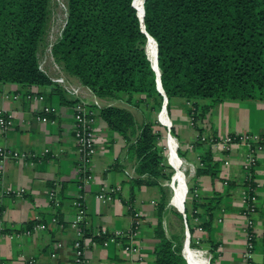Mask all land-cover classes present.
Masks as SVG:
<instances>
[{"label": "crops", "instance_id": "1", "mask_svg": "<svg viewBox=\"0 0 264 264\" xmlns=\"http://www.w3.org/2000/svg\"><path fill=\"white\" fill-rule=\"evenodd\" d=\"M71 80L81 85L89 104L97 98L101 106L125 108L138 125L147 120L154 122L161 137L165 134L166 148L169 140L165 131L170 133L171 128L177 140L176 154L179 150L181 157L194 164L195 169L203 168L200 159L206 146L195 141L196 129L190 123L184 98L174 97L165 107L168 126L162 124L157 110L132 105L124 95L100 98L76 78ZM65 97L66 101L73 100L68 95ZM66 101L51 85L21 88L13 83L0 84V109L10 113L14 120L12 128L4 134L0 132V147L24 153L4 160L0 167L2 264H26L29 259H33V264H76L74 241L78 229L82 232L80 226L84 231L83 264H158L155 250L159 238L155 229L160 220L161 202H165L161 210L162 229L167 238L178 239L183 259L180 264H246L243 252L247 218L240 186L246 145L233 143L224 150L219 143L211 142L207 150L209 171L194 175L187 183L183 177L185 184L176 188L175 195L173 177L166 183L169 175L168 179L159 178L153 184H134L137 175L134 176V164H129L131 158L124 138L108 129L98 113L94 118L97 153L90 162V177L85 178L73 138L72 104ZM198 103L206 105L209 101L200 99ZM44 107L49 110L43 111ZM199 122L202 132L215 135L217 141L241 133L259 138L261 149L256 152L253 172L258 210L252 216L251 261L264 264V101L224 100L211 107ZM132 169L133 174L128 178L125 172ZM182 171L178 172V178ZM167 188L172 191L171 196ZM51 190L58 205L49 199ZM100 192L109 198H98ZM216 198V208L206 229L202 226L206 220L205 205L208 199ZM75 199L85 209L79 221H76L78 210L73 205ZM137 220L141 224L133 230ZM36 224L42 227L34 228ZM182 227L184 238L180 239ZM209 246L214 249L209 263L203 252L191 249L208 251Z\"/></svg>", "mask_w": 264, "mask_h": 264}, {"label": "trees", "instance_id": "2", "mask_svg": "<svg viewBox=\"0 0 264 264\" xmlns=\"http://www.w3.org/2000/svg\"><path fill=\"white\" fill-rule=\"evenodd\" d=\"M136 3L135 0H67L63 30L51 47V55L63 72L100 98L124 95L132 105L158 110L163 95L158 91L156 73L146 54L148 34L156 43L166 108L172 98H184L196 134L203 130L200 119L217 103L264 101V0H137ZM142 3L145 32L137 13ZM49 5L50 0H0V84L13 83L21 88L51 85L66 101L64 90L38 67V50L47 30ZM148 51L154 54L153 42H149ZM200 99L209 103L199 105ZM99 116L108 129L124 138L129 157L135 159V185L169 178L157 144L161 133L154 122L147 120L138 125L128 110L113 105L102 106ZM160 120L167 124L166 120ZM170 134L174 135L171 128ZM210 137L211 142L217 141L215 135ZM195 141L211 144L208 139L195 137ZM208 145L200 159L203 168L196 169V176L208 172L211 166ZM256 145L261 146L260 141L251 147ZM177 153L182 156L179 150ZM254 167L255 164L247 171L242 168L244 178L240 186L246 201L256 196ZM142 175L146 178L142 179ZM208 200L202 225L206 229L218 198ZM164 204L161 202L159 206L160 220L155 229L159 238L155 250L157 263L180 264L183 259L178 239L167 238L162 229ZM244 212L247 213L245 206ZM80 230L81 240L84 235L81 226ZM213 250L209 246L211 254ZM213 257L214 254L209 262ZM248 263L252 264L251 259Z\"/></svg>", "mask_w": 264, "mask_h": 264}, {"label": "built area", "instance_id": "3", "mask_svg": "<svg viewBox=\"0 0 264 264\" xmlns=\"http://www.w3.org/2000/svg\"><path fill=\"white\" fill-rule=\"evenodd\" d=\"M58 38H56L54 42L50 43L49 58L42 57L38 61V67L50 79L51 82L61 87L66 93V95L76 100L72 104L73 138H74L75 145H76V152L79 158L80 169L83 175L85 176V178H89L90 177L89 175L90 162L92 158L94 157V155L97 153L95 129H94V118L99 113V110L102 106L100 105L99 100L97 98H94L92 100V103L89 104L81 89L82 88L81 85L80 84L76 85L72 83L71 76H68L67 74H65L61 66L53 59L51 55V47ZM12 97L16 98V95H13ZM48 110L49 109L47 107L43 108V111H48ZM37 118L41 119L40 117H37ZM192 120L193 118L192 116H190V123H192ZM13 121L14 120L10 113H7L4 110L0 109V132L1 133L4 134L6 133L7 130L12 128V126L14 125ZM196 138H199L200 140L204 141V140L209 139L210 136H207L206 134L201 132L200 135L196 134ZM258 141H259V138L256 135L249 134V133H241V134L226 135L225 137L221 138L219 141H216V142L219 143L222 149L224 150L228 149V146L233 143L246 145L248 151L246 155L244 156V159L242 162L243 163L242 168L247 171L252 165L255 164L256 152L261 149L260 145H256V147L254 148L251 147L252 143L258 144ZM23 155L24 153L19 154V152L11 150L7 147H4V146L0 147V167L2 166L4 160L17 158ZM125 173H126V176L130 178L133 174V169L131 171H126ZM1 179H2V175L0 171V182H1ZM6 193H8V191ZM48 196L54 205H58V201L56 199L55 192L53 190H51L48 193ZM97 197L100 199L109 198L108 195H106V193L104 192H100L99 194H97ZM242 201L244 203L247 213L250 214V216L252 217L256 213V210H255L256 196L253 195L251 196L250 201H246L245 193L242 188ZM73 205L76 206L78 210L76 221H79L80 219H82L85 213V209L83 208L82 203L78 199H75L73 201ZM247 213L244 212V215L246 216L247 221H246V229H245L246 246L243 252V257L245 259V263L249 264L248 260L251 259V254L254 248V243H253L254 233H253V229H251L252 221L250 217L247 215ZM134 224H135V228H137L141 224V221L137 220ZM41 227L42 226L40 224L39 225L37 224L34 226V228H41ZM80 235H81V232L78 229V237L74 241V253H75L74 261L76 264H83L82 255L84 251V246L82 245V240H80L79 238ZM60 245L61 244H58V246ZM191 249H194V248H191ZM194 250H197V249H194ZM197 251H200V250H197ZM204 253L205 255L208 254V257L206 256L205 257L207 258L208 263H209V258L211 257V254H209L208 251L206 250L203 252V254ZM52 256H54V254H52ZM26 264H33V259H29Z\"/></svg>", "mask_w": 264, "mask_h": 264}, {"label": "rangeland", "instance_id": "4", "mask_svg": "<svg viewBox=\"0 0 264 264\" xmlns=\"http://www.w3.org/2000/svg\"><path fill=\"white\" fill-rule=\"evenodd\" d=\"M66 2H67V0H50L49 13H48V22H47V30H46L45 36H44V38L42 40V43H41V45L39 47V50H38V61L42 57L43 58L44 57L49 58V47H50V43L54 42L55 39L60 36V33L62 31V28H63L64 23H65V20H66V16H67ZM160 112H161V108H159L157 110V112H156L158 118H160V116H161L163 119L166 117V119L169 120L165 111H163L161 114H160ZM139 117L141 118L142 117V114H141V116L139 115ZM137 118H138V115H137L136 119ZM204 125H205L206 129L209 128L208 125H206V124H204ZM165 133L167 135V132L166 131H165ZM164 135L165 134L162 133L161 140H159L157 144H158V148L162 151L161 153L164 156L163 157L162 166L164 167L166 173L170 177V179L166 183H170L172 177L176 173V170H175L174 167H172V165H169L168 163H166L167 162V156L169 154L168 151H169V148L170 147L168 145L167 148H166L165 140L163 138ZM211 138L212 137H210L208 139V142L209 143H211ZM215 142H213V143H215ZM176 143H177V140H176ZM202 145L206 146V145H208V143H202ZM174 153H175V155L178 158H180L183 161V164L181 165V166H183V171H182L183 173L181 174V178L184 177V179L186 180V183H187L195 175V171H196L195 166H194V164H191V163L187 162L183 157H180L179 155H177L176 154V150L174 151ZM169 157L171 158V154H170ZM134 162H135V159L134 158H131L129 160V164L130 165L131 164H134ZM172 162H173V160H172ZM174 163H175V161H174ZM175 165H177V164L175 163ZM177 166H179V164ZM181 166H179L178 172H180ZM174 179L176 180V182H174V185H173L174 191H175V186L178 184V175H176L174 177ZM166 190H167V193L168 194H169V191H170V196H171V192L172 191L170 190V188L169 189L167 188ZM184 193H185V188L183 189V195H184ZM180 194H181V192H180ZM182 233L183 234L181 235L180 239L184 238V227H182ZM194 249L200 250L202 252L205 251V250H202V248H194ZM204 256L208 257V254L205 255V253H204Z\"/></svg>", "mask_w": 264, "mask_h": 264}, {"label": "bare ground", "instance_id": "5", "mask_svg": "<svg viewBox=\"0 0 264 264\" xmlns=\"http://www.w3.org/2000/svg\"><path fill=\"white\" fill-rule=\"evenodd\" d=\"M143 1V0H142ZM137 2V0H135V3ZM138 4H140V2L138 1ZM136 6H137V3H136ZM142 8H143V3H142V6H141V9L139 10L138 9V7H137V12H138V14L140 15L141 14V11H142ZM149 42L150 43H152L153 41L149 38L148 39V41H147V44H146V53H147V56H148V58H149V56L151 57V62L152 63H154V60H155V49H154V54L152 55L149 51H148V48H149ZM153 44H154V42H153ZM162 118V117H161ZM163 119V118H162ZM164 120H166L167 121V119H166V117L164 118ZM168 124V123H167ZM168 140H169V142L171 143V147L169 148V154H168V156H167V163L169 164V165H172V167H174L175 168V170H176V173L174 174V176H173V181L174 182H176V180L174 179V177L178 174V162H179V166H181L182 164H183V161L180 159V158H178L176 155H175V153H174V151H175V147H176V140H175V138L172 136V135H170L169 137H168ZM170 154H171V158L169 157L170 156ZM172 160H173V162H172ZM174 161H175V163L177 164V165H175V163H174ZM181 170H183V166H181ZM181 184L183 185V184H185V180H183V178H178V184L175 186V195H176V188L178 189L179 187H181ZM174 185V183L172 184V186ZM179 192V191H178ZM180 197V196H179ZM181 199V198H180Z\"/></svg>", "mask_w": 264, "mask_h": 264}, {"label": "water", "instance_id": "6", "mask_svg": "<svg viewBox=\"0 0 264 264\" xmlns=\"http://www.w3.org/2000/svg\"><path fill=\"white\" fill-rule=\"evenodd\" d=\"M138 13V12H137ZM142 13H143V8H142V11H141V14L139 15L138 14V16H139V18H140V21H141V28H142V30L144 31V26H143V23H142ZM145 32V31H144ZM147 35V41H148V39L150 38L153 42H154V49H155V60H154V63H152L151 62V60H150V62H151V67L153 68V70L155 71V73H156V82H157V88H158V91L160 92V93H162V95H163V102H162V106H161V112H160V114L163 112V111H165L166 112V109H165V107H166V97H165V95H164V92H163V90H162V87H161V83H160V71H159V68H158V66H157V58H156V43H155V41H154V39L150 36V35H148V34H146ZM147 54V53H146ZM148 57V56H147ZM169 132V131H168ZM167 132V136L169 137L170 136V133H168Z\"/></svg>", "mask_w": 264, "mask_h": 264}]
</instances>
